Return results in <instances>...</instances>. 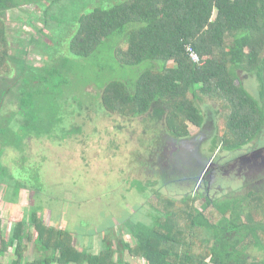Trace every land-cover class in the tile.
Masks as SVG:
<instances>
[{
    "label": "trees",
    "instance_id": "1",
    "mask_svg": "<svg viewBox=\"0 0 264 264\" xmlns=\"http://www.w3.org/2000/svg\"><path fill=\"white\" fill-rule=\"evenodd\" d=\"M32 1H40L45 12L56 0H0V75L10 70L4 14ZM98 1L65 6L59 22L65 19L73 27L68 40L71 55L95 62L109 51L116 64L114 77L101 84L99 105L104 111L129 118L148 112L150 120L164 122L165 134L178 139L189 134V124H202L200 104L205 100L216 107L214 143L221 150L239 149L259 137L264 129V0H114L107 6ZM46 43L53 42L47 39ZM45 52L46 63L40 67L18 63L28 73L24 76V71L23 85L18 87L16 111L22 123L17 125L20 131L0 123L3 146L21 150L30 133L51 136L54 118L44 129L35 125L38 114L31 121L30 109L40 95L54 109L68 81L70 59ZM240 71L255 77L258 96L244 87ZM9 89H0V102ZM2 151L0 147V155ZM5 177L12 181L10 199L14 200L26 185L18 179L14 183L0 163V185ZM30 187L38 190L34 184ZM199 197L189 194L175 199L154 191L149 200L153 221L129 226L135 241L113 242L105 232L95 253L78 246L70 230L45 222L42 206L36 203L8 232L3 231L0 216V264H137L133 259L140 264H264V194L205 196L197 206ZM30 242L32 257L26 254ZM10 249L13 256L8 261ZM123 253L130 259H122Z\"/></svg>",
    "mask_w": 264,
    "mask_h": 264
},
{
    "label": "rangeland",
    "instance_id": "2",
    "mask_svg": "<svg viewBox=\"0 0 264 264\" xmlns=\"http://www.w3.org/2000/svg\"><path fill=\"white\" fill-rule=\"evenodd\" d=\"M112 1L114 0H103L102 4L107 6ZM88 2L94 4L93 0H56L45 12V6H42L40 1L24 2L20 6L8 9L4 14L5 21L9 25L7 35L10 42V58H8L10 70L0 75V89L6 86L10 89L1 101L0 122L5 123L7 116L12 113L15 115V121L8 124L10 127L17 128L18 122L22 120L21 115L16 111L17 97L20 94L18 87L20 84L23 85L21 76L25 71L18 66L20 60L34 67H40L46 63L43 59L47 49V53H50L48 55L58 53L59 56L69 58L70 62L68 81L63 85V94L57 98L54 109L50 107V100L44 99V95H40L35 106L29 102V105L33 106L29 115L31 121L35 122L34 118L38 114L39 120L35 125L38 124L45 129L51 119L57 116L62 118V124L52 126L50 138L43 132L38 137L30 133L32 136L29 143L25 145L26 139L23 142L25 145L23 151L11 146H3L0 158L7 173L13 175L14 183L17 178L26 185L13 200L10 199L12 181L8 177L1 180L3 182L0 185V216L3 231L8 232L13 222L37 203L42 206L40 213L45 222L51 224L61 222L59 226L73 232L76 244L84 246L92 253L97 252L103 245L102 237L105 232L110 233L113 242L122 239L123 242L133 243L135 237L129 232V226L134 223L150 224L153 221L149 200L154 197V191L158 190L172 198L181 199L190 192L196 178L210 162H213L214 166L195 192L204 194L202 189L210 186L209 195L216 198L227 194L237 198L251 190L264 193V168L259 170L260 178L248 173L246 182L242 174L239 176L234 173L220 177L216 183L213 181L221 175L220 170L224 165L228 168V163L236 162L237 157L250 152L251 147H246L248 144L236 150H217L213 156L208 153L206 159L203 160L205 157H202L201 166L198 152L181 150L171 159L168 174L171 181L168 182L160 181L156 177L149 180L142 179L138 174L136 175L138 166L134 162V156L132 154L122 156L121 152L131 153L140 148L146 155L143 157H150L146 159L157 167L156 160L164 161L166 151L171 147L169 146L171 138L166 136L157 139L153 136V130L158 125L164 128L165 125L163 121L158 123L155 119L150 120L148 112L129 118L109 114L100 107L101 84L106 78L114 77L116 64L110 59L109 51L105 56H101V60L98 58L95 62L71 55L68 40L73 27L65 19L59 22V17L63 18L65 6L79 3L83 7L88 6ZM88 8H84V11ZM48 26L51 30L47 29ZM38 27L45 29V32L38 31ZM28 39H31L30 44H27ZM47 39L53 42L52 45L46 43ZM27 47L29 51L25 52ZM101 67L103 69H100ZM118 73L120 74V70ZM27 74L25 71L24 76ZM239 75L244 87L252 95L258 96V83L255 77L242 71ZM79 102L84 103L80 105ZM86 105L88 106L85 107ZM200 106L203 115L206 113L202 125H205V116L208 120L204 127L206 132L203 133L207 138L216 133L217 111L209 101H202ZM41 122L44 123L39 124ZM76 124H79L78 127L81 129L79 132L71 133L70 127H75ZM118 124L122 126L118 128ZM194 128L195 126L189 124L188 130L191 131V135L196 133L198 137L202 135L201 129L198 131ZM261 137L260 143L264 141L263 132ZM74 145L78 146L79 157L83 151L85 152V160L81 159L83 164L75 159V156H71L76 151ZM154 150L157 151L156 155ZM91 152H93L92 156L88 154ZM20 154H23V157ZM136 157L139 158L138 155ZM187 164H191L188 170H186ZM173 169L177 172L174 176L175 180H179L180 184L172 181L170 174ZM233 171L235 169L230 170ZM136 180L142 181L145 186L144 192L137 191L133 182ZM32 184L38 187L36 192L30 187ZM202 201L198 199L196 204L200 205ZM60 216L63 218L59 219ZM34 253L30 242L26 254L32 257ZM12 256L10 249L7 253L8 261ZM120 256L124 260L130 259L125 253ZM140 262L138 259H133V263L140 264Z\"/></svg>",
    "mask_w": 264,
    "mask_h": 264
},
{
    "label": "flooded vegetation",
    "instance_id": "3",
    "mask_svg": "<svg viewBox=\"0 0 264 264\" xmlns=\"http://www.w3.org/2000/svg\"><path fill=\"white\" fill-rule=\"evenodd\" d=\"M26 52V51H25ZM2 99H3V97H2ZM56 101V100H55ZM80 103V105H83V103L84 102H79ZM88 105H86L85 107H87ZM0 107H1V102H0ZM81 107V106H80ZM79 107V108H80ZM84 107V108H85ZM86 114H87V112H86ZM13 113L12 114H10L9 116H7V119H6V121H5V123L7 122V125L11 122V121H13L12 120V118H13ZM204 115H206V113L204 114ZM15 116V115H14ZM88 116V115H87ZM218 115H217V113L215 114V117H217ZM43 118V116H41V119ZM2 119H3V117H2ZM40 119V120H41ZM9 121V122H8ZM62 118H60V117H55L54 119H53V124H50L51 125V127H50V129H52L53 127L52 126H55V125H57V124H62ZM207 122H208V120L206 119V116H205V125L203 124H201L202 125V127H200V126H195V128L194 129H197L198 131H200V129H201V133H202V135H200L199 137H198V133H196L195 135L197 136H195V135H191L190 133H191V131L189 132V134L187 135V136H185V137H183V138H178V139H173V137L172 136H170V135H165V133L164 132H166L165 131V128L164 127H156L154 130H153V136L154 137H156L157 139L158 138H164V137H166V136H170V138L171 139H169L170 141V143H169V146H171L167 151H166V153H167V155L165 156V158H164V161H163V159H162V161L161 162H158V160H156V166L157 167H155L152 163H151V161L150 160H147V159H150V157H143V156H146L144 153H142V151H141V149L139 148V150L138 151H132L131 153H126L125 151H122L121 153H122V156H128L129 154H132V156H134V162H136L135 164L138 166V173H136V175L138 174L142 179H146V178H148L147 180H149V179H153V178H155L156 177V179H160V181H166V182H168V181H171V179L168 177V174H169V168H170V165H171V159H173L174 157V155H177L181 150H184V149H186V150H188L189 152L190 151H195V152H198V155H199V160H200V166L202 165V157H205V158H203V160L204 159H206V155L208 154V153H211L212 154V156L214 155V154H216V151L218 150H221L220 149V147L219 146H216V144L214 143V137H215V133H214V135H209L207 138H206V135H203V133H205L206 131L204 130V127L207 125ZM1 124H4L3 123V121L2 122H0ZM22 123V122H21ZM78 126H80L79 124H76V126L75 127H70V131H71V133H74V132H79V130H77V131H73L74 130V128H77ZM118 127H120V126H122V124H118L117 125ZM16 130H18V127L17 128H15ZM73 129V130H72ZM193 129V130H194ZM62 130V129H61ZM18 131H20V129L18 130ZM164 131V132H163ZM263 133H264V129H263V131H262ZM262 132H261V134L259 135V137L257 138V139H254L253 141H250L249 143H247V144H245V145H247L246 147H251V150H250V152L249 153H246L245 155H240L239 157H237V160L238 161H234L233 163H228L227 164V166H228V168H226L225 167V165H224V167H222V169L220 170L221 172H220V176L219 177H217V178H215V179H213V181L216 183V181L218 180V179H220V177H223V176H228V174H230V173H234V174H236V175H239L240 176V174H242V177H243V180L246 182L247 181V175H248V173H253L254 174V176L255 175H257V176H259V178L261 177L260 176V172H259V170H260V168H264V141L263 142H261L260 143V141H261V139H262V137H261V135H262ZM161 136H160V135ZM35 135V134H34ZM156 135H158V137L156 136ZM32 135H26L25 136V139H26V142H25V145L27 144V143H29V141H30V137H31ZM36 136V135H35ZM52 136V135H51ZM51 136H48L49 138L51 137ZM190 136H192V138L190 137ZM36 137H38V136H36ZM47 137V136H46ZM189 138H191V139H189ZM24 139V140H25ZM111 142L112 141H110L109 143L111 144ZM75 144H77V143H75ZM25 145L23 144L22 145V148L23 147H25ZM62 145V144H61ZM249 145H251V146H249ZM5 146H8V147H10L11 145H5ZM75 146V148H76V151H75V154H73V155H71V156H75V159H77L79 162H81L82 164H83V162H82V160L81 159H83V161L85 160L84 159V151L81 153V157H79V152H78V146H76V145H74ZM0 147H2V149H3V145H2V143L0 142ZM14 148L15 149V147L14 146H11V148ZM62 147H63V145H62ZM166 148V147H165ZM18 150H20V149H18ZM67 150V149H66ZM21 151H22V149H21ZM164 152H165V150H164ZM154 153H155V155L157 154V151H155L154 150ZM1 154H2V152H1ZM89 155H91L92 156V154H93V152H91V153H88ZM136 155H138L139 156V158H137L136 157ZM164 155V154H163ZM1 156V155H0ZM20 156L21 157H23V154H20ZM25 156V155H24ZM25 158H26V156H25ZM147 158V159H146ZM208 159H210V158H208ZM208 159L205 161V163L208 161ZM134 162H133V166H135V164H134ZM0 163L3 165V163H2V161H1V158H0ZM205 163H203V164H205ZM188 166H187V168H186V170H188L189 168H190V165L191 164H187ZM4 166V165H3ZM213 166H214V164H213V162H210V163H207L206 164V166L204 167V169L202 170V174H200L197 178H196V180H195V183L193 184V186H192V188H191V190H190V192H187L186 193V195H189V194H195V195H199L200 197H199V199H201V200H203L204 201V198H205V196H208L209 198H211V199H214V198H216V197H212V196H210L209 195V189H210V186L209 187H204V190L202 189V193H204V194H200L198 191H196L195 192V190H197V188H199L200 186V183L202 182V181H204L205 180V178L207 177V173L209 172V170H211L212 168H213ZM36 167V166H35ZM35 169V168H34ZM233 169H235V171H233V172H230V170H233ZM259 172V173H258ZM175 173H177L174 169H173V172H172V174H170V176H171V178H172V181L173 182H175V181H177V183L178 184H180V181L179 180H175ZM225 174H227V175H225ZM141 178H138L137 177V179H141ZM17 179V178H16ZM136 181H138L139 183H137V184H134L136 187H138V186H144V184L142 183V181H140V180H136ZM203 184V182L201 183V185ZM205 186V185H204ZM24 188V187H23ZM193 189V190H192ZM144 190H145V186H144V188H143V190H139V189H137V191H139V192H144ZM186 191V190H185ZM188 191V190H187ZM251 191H253V190H251ZM247 192H249V191H247ZM246 192V193H247ZM65 194H66V192H64ZM225 194H227V193H225ZM264 194V193H263ZM236 196V195H235ZM226 197H228V198H233L234 196H230L229 194H227L226 196L224 195V196H222V197H219L218 199H224V198H226ZM197 201V200H196ZM196 201H195V203H196ZM197 205V204H196ZM197 206H199V205H197ZM152 211V210H151ZM152 214H153V212H152ZM153 216V215H152ZM63 218V216L61 217H59V219H62ZM54 223V222H53ZM57 223H58V220H57ZM58 224H61V222H59ZM57 224V225H58Z\"/></svg>",
    "mask_w": 264,
    "mask_h": 264
},
{
    "label": "built area",
    "instance_id": "4",
    "mask_svg": "<svg viewBox=\"0 0 264 264\" xmlns=\"http://www.w3.org/2000/svg\"><path fill=\"white\" fill-rule=\"evenodd\" d=\"M187 50H188L189 55H190L192 58H194V59L197 58V55H196V53L193 51L192 48L187 47Z\"/></svg>",
    "mask_w": 264,
    "mask_h": 264
}]
</instances>
